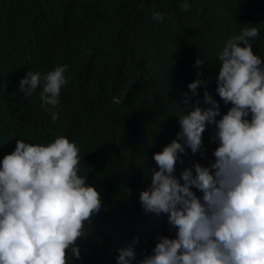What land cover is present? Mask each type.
Instances as JSON below:
<instances>
[{
    "label": "trees",
    "instance_id": "1",
    "mask_svg": "<svg viewBox=\"0 0 264 264\" xmlns=\"http://www.w3.org/2000/svg\"><path fill=\"white\" fill-rule=\"evenodd\" d=\"M183 2L0 0V126L13 120L0 130H13V139L27 143L47 144L57 136L74 141L78 174L101 196V210L86 222V236L76 241L81 255L70 256L72 264H112L110 250L123 245L133 246L139 264L160 237H176L167 214L145 213L139 199L151 185L153 154L176 139L179 115L197 101L210 107L204 85L196 97L187 87L198 73L219 103L217 119L232 106L216 92L217 53L229 38L257 27L259 34L249 42L264 58V0H187V9ZM154 11L163 21L153 19ZM197 59L202 67H194ZM61 64L68 65V87L52 120L41 103V87L26 96L20 81L30 70L49 72ZM214 136L215 125L209 124L201 150L186 148L175 166L177 178L188 168L195 175L197 163L209 167L215 161ZM0 146L8 150L11 144L0 136Z\"/></svg>",
    "mask_w": 264,
    "mask_h": 264
},
{
    "label": "clouds",
    "instance_id": "2",
    "mask_svg": "<svg viewBox=\"0 0 264 264\" xmlns=\"http://www.w3.org/2000/svg\"><path fill=\"white\" fill-rule=\"evenodd\" d=\"M181 7L190 5L184 0ZM152 17L164 19L159 11ZM258 34L257 27H244L217 53L216 92L232 105L220 119L219 103L200 73L188 84L193 97L205 86L204 103L210 107L197 106V101L178 116L181 129L153 154L151 185L139 197L145 213L167 214L176 237H160L153 254L139 264H264V58L254 54L249 42ZM197 66H203L201 59ZM67 69L61 64L49 72L30 70L20 81L26 96L41 87L40 100L52 120L59 115L60 93L68 87ZM209 124L215 125L218 142L215 161L209 167L197 163L195 175L188 168L177 178L181 154L186 148L194 154L201 150ZM12 131L0 130L11 144L8 150L0 146V264H72L70 256L80 258L76 241L86 236V222L101 210L100 193L78 174L80 150L74 141L57 136L47 144L27 143L13 139ZM110 251L112 264L137 261L132 245Z\"/></svg>",
    "mask_w": 264,
    "mask_h": 264
}]
</instances>
